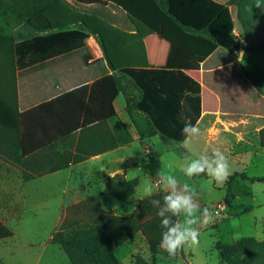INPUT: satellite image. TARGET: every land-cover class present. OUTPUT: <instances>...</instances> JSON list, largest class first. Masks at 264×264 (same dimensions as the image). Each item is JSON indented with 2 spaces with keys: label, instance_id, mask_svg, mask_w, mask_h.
Instances as JSON below:
<instances>
[{
  "label": "trees",
  "instance_id": "trees-1",
  "mask_svg": "<svg viewBox=\"0 0 264 264\" xmlns=\"http://www.w3.org/2000/svg\"><path fill=\"white\" fill-rule=\"evenodd\" d=\"M70 1L0 3V161L19 170L23 182L68 169L121 146L106 123L116 117L112 104L119 93L124 95L132 124L145 123L149 137L157 136L165 144L181 143L184 124L196 125L200 120L204 111L201 84L220 95L214 81H199L197 75L179 69H149L144 45V39L156 35L204 67L206 60L226 48L211 34L210 25L201 30L185 26L169 11L170 0ZM198 2L216 17L225 5L230 7L238 33L244 32L246 13L260 14L255 9L256 0ZM78 6L119 10L131 30ZM89 35L102 51V57L92 62L85 45ZM228 59L226 53L216 68L230 67ZM255 67L259 83L264 84V68L257 63ZM26 90L38 95L24 99L21 95ZM258 142L264 148V127L258 132ZM237 177L255 182L243 173H234L227 184ZM256 181L264 183V179ZM137 185V178L122 179L120 184L107 179L105 190L124 202ZM160 219L155 216L138 222L133 217L102 215L98 225L88 229L60 225L49 243L57 245L70 264H122L114 250L138 231L145 236L151 253H157L163 231ZM12 236L0 221V241ZM219 247V259L225 264H264V241L242 238ZM134 264L153 263L137 257Z\"/></svg>",
  "mask_w": 264,
  "mask_h": 264
},
{
  "label": "rangeland",
  "instance_id": "rangeland-1",
  "mask_svg": "<svg viewBox=\"0 0 264 264\" xmlns=\"http://www.w3.org/2000/svg\"><path fill=\"white\" fill-rule=\"evenodd\" d=\"M12 1L0 0V3ZM255 9L260 14L246 13L244 32L238 33L226 5L216 17V13L198 0H170L171 14L182 24L197 29L209 24L224 45H233L228 59L231 66L220 69L211 79L217 83L220 95L203 92L204 103H208L213 113L200 118L197 126L201 133L195 138L189 136L187 146L165 144L157 136L149 137L143 122L130 124L129 130L114 122L112 133L125 150L73 166L69 178L65 170L23 182L16 168L0 162V221L13 233L11 238L0 241V264H70L57 245L47 246L60 225L67 229H88L98 225L102 215L133 217L138 222L153 219L163 207L166 194L160 188L162 171L176 175L179 187L188 184L194 189L193 198L201 213L207 208L211 219L204 224L201 215V222L194 226L200 234L199 245H185L174 257H169L160 247L152 254L145 236L138 231L114 250L120 263L134 264L141 257L153 264H225L219 259V245L235 244L242 238L264 241V183L256 181L264 179V148L258 142V132L264 127V94H261L264 84L259 83L255 67L257 63L264 68V4L261 7L255 4ZM85 10L102 12L98 7ZM146 44L153 64L195 65L156 35L149 37ZM220 50L206 67L222 63L227 51ZM241 50L245 53L243 61L238 57ZM216 149L227 157L230 175L243 173L255 182L237 177L230 184L227 180L218 184L211 177L188 178L180 171L188 160L205 154L211 156ZM116 157L123 161L118 162ZM119 167H124L128 178L138 179V187L124 202L105 190L107 179L116 184L122 182V176L112 177L108 173ZM146 177L156 187L152 196L142 199L138 188Z\"/></svg>",
  "mask_w": 264,
  "mask_h": 264
},
{
  "label": "clouds",
  "instance_id": "clouds-1",
  "mask_svg": "<svg viewBox=\"0 0 264 264\" xmlns=\"http://www.w3.org/2000/svg\"><path fill=\"white\" fill-rule=\"evenodd\" d=\"M255 4L257 7H261L264 0H256ZM244 55L243 50L238 53L241 61H243ZM200 133L201 129L197 125L185 123L181 130V134L184 136L181 143L187 146L190 142L189 136L195 138ZM180 171L188 178L202 174L207 175L218 184H222L230 175L227 157L219 149L213 150L211 156L205 154L188 160ZM159 175L161 179L160 188L166 191V194L163 195V207L156 212L157 217L162 218L160 219V226L163 229L159 247L167 252L169 257H174L177 251L185 245H199L200 234L194 226L201 222V215L203 223L207 224L211 219V214L207 208L203 209L201 213L193 198L196 192L188 184L179 187L177 176L170 172L162 171ZM155 187L146 177L138 188L141 198L152 196ZM153 203L159 204L160 202L153 201ZM170 217H176L177 220L173 222ZM179 217H183V220L178 219Z\"/></svg>",
  "mask_w": 264,
  "mask_h": 264
},
{
  "label": "crops",
  "instance_id": "crops-1",
  "mask_svg": "<svg viewBox=\"0 0 264 264\" xmlns=\"http://www.w3.org/2000/svg\"><path fill=\"white\" fill-rule=\"evenodd\" d=\"M67 1H69V2H71L70 0H67ZM96 6H93V7H84V6H78L77 8H79L80 10H82V11H85V12H89V11H87V10H85V8H95ZM99 8V7H98ZM100 10L102 11L101 12V15H103L102 17H104V18H106L108 21H110L111 23H113V24H115L116 26H118V27H120V28H124V29H126V30H131V28H130V26H129V24L127 23V20H126V18H125V15L121 12V11H119V10H117V11H119L121 14H123V16H124V18L122 17V16H117V13H116V11L114 10V8H113V10H112V7H106V8H100ZM169 11H170V8H169ZM209 25V24H208ZM185 26H189V25H185ZM207 25H205V26H203V27H201V28H193L192 26H190V27H192L193 29H197V30H201V29H203V28H205ZM210 27H211V25L209 26V30H210V32H211V34L212 35H214L215 36V34L212 32V30L210 29ZM151 37V36H150ZM216 37V36H215ZM149 38V37H148ZM148 38H146V39H144V45H145V48H146V52H147V60H148V67H149V69H168V70H170V69H179V70H182L183 72H185V73H189V74H193V75H197V79H199V81H201L202 79H205L206 81H207V83L208 82H210V81H212L211 79H212V77H213V75L214 74H216L220 69H222L223 67H219V68H216V66H207L206 67V65L208 64V62H209V60L210 59H208V60H206L205 61V63H204V67H202V65L201 64H197V63H195V65L194 66H190V67H184V66H182V67H174V66H164V65H161V64H153V63H151L150 62V57H149V54H148V51H147V44H146V41H147V39ZM226 46V48H224V49H222V50H224L225 52L227 51V53L228 54H231L232 52H233V45L231 44V43H229V44H227V45H225ZM221 50L219 49L218 50V52H220ZM223 52V51H222ZM91 53V52H90ZM91 55H92V60H90V62H92L93 60H95V59H98V58H100V57H102V51H101V49H100V47H98V57L96 56V57H94V55L91 53ZM206 69V70H203V69ZM92 83V81L91 82H89V83H87V85H90ZM201 86H202V88H203V91H202V102H203V107H204V111L202 112V114H201V117L204 115V114H206V115H210V113H213V112H211V111H209V110H212V109H210L209 107H208V103H204V100H203V92H204V90H206V91H208L209 93H213V91H211V90H209L207 87H205L204 85H202L201 84ZM48 90V89H47ZM131 91L133 92V94H136V91L135 90H132L131 89ZM214 94V93H213ZM38 95V93H34L33 95L30 93V91H28V90H26L21 96H22V98H24V99H31V98H34V96H37ZM113 107H114V110H115V113H116V117L115 118H113V119H109V120H107L106 121V123H107V125H108V127L110 128V130L112 131V126L114 125V122H118V123H120V124H122L123 126H125L128 130H129V125L130 124H132V121H131V119H130V117L128 116V114H127V112H126V110H125V100H124V95H123V93H119L117 96H116V98L114 99V101H113ZM1 113V112H0ZM200 117V118H201ZM136 120H141V119H138L137 117L135 118ZM200 121V120H199ZM199 121L197 122V124H199ZM196 124V125H197ZM133 125V124H132ZM135 138L136 137H133V140L135 141ZM125 146H118V148H116V149H114V150H110V151H108V152H105V153H103V154H100V155H98V156H94V157H91V158H89V159H87L86 161H84V162H91V161H95V160H98V159H100L102 156H104V155H106V154H109V153H115V152H120V151H122V150H125ZM116 160H118V162H121V161H123V159H120L119 157H116ZM0 162H2V161H0ZM84 162H82V163H84ZM2 163H4V162H2ZM82 163H80V164H82ZM126 163H129L128 162V159L126 160ZM6 164V163H5ZM80 164H77V165H80ZM74 166H76V165H74ZM72 167L73 166H70L68 169H65V170H67L68 171V178H69V176H70V174H71V171H72ZM17 170V169H16ZM65 170H61V171H58V172H56V173H53V174H49V175H55V174H57V173H60V172H62V171H65ZM18 172H19V170H17ZM20 173V172H19ZM108 173H110V175L113 177V176H116V175H120V176H122V179H124V180H131V179H134V178H128V176L126 175V170L124 169V167L123 168H120L119 167V169L118 168H114L113 170H112V172H108ZM107 173V174H108ZM46 176H48V175H46ZM43 177H45V176H43ZM67 178V179H68ZM137 187H138V185H137ZM136 187V188H137ZM136 190V189H135ZM50 239V238H49ZM49 242V241H48ZM47 242V246H48V244L50 245V246H54V245H52V244H50V243H48ZM56 246V245H55ZM59 250H61L60 248H59ZM52 253H54V251H52ZM67 258V257H66ZM68 260V259H67Z\"/></svg>",
  "mask_w": 264,
  "mask_h": 264
},
{
  "label": "built area",
  "instance_id": "built-area-1",
  "mask_svg": "<svg viewBox=\"0 0 264 264\" xmlns=\"http://www.w3.org/2000/svg\"><path fill=\"white\" fill-rule=\"evenodd\" d=\"M85 45L89 49V51L94 55V57L98 55L99 44L97 43L96 39L92 35H89L85 39ZM146 152L148 153L149 151L147 150Z\"/></svg>",
  "mask_w": 264,
  "mask_h": 264
}]
</instances>
